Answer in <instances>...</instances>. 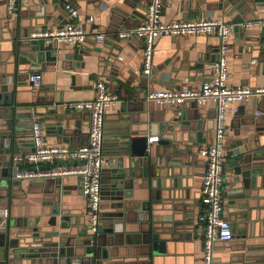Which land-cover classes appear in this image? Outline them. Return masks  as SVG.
Wrapping results in <instances>:
<instances>
[{
    "label": "crops",
    "instance_id": "0c3cea01",
    "mask_svg": "<svg viewBox=\"0 0 264 264\" xmlns=\"http://www.w3.org/2000/svg\"><path fill=\"white\" fill-rule=\"evenodd\" d=\"M234 1L163 0L161 20L219 19L239 23L264 17V0H240L247 4L241 13L231 6ZM147 2L17 0L16 10L9 13L6 0H0V104L11 102L7 108L18 109L22 114L19 153L33 148V115L41 123L46 144L77 148L87 142L88 113L66 110L61 104L94 98L96 82L103 81L119 97L115 105L105 110L103 145L112 147L114 144L110 141L128 130L130 136L147 140V151L156 158L154 164L147 159L136 162L132 171L126 173L128 181L123 191L131 192L130 200L147 201L154 207L147 214L156 217L153 230L157 248L155 252L151 249V241L150 244L134 243L133 235L139 240L140 235L127 232L124 234L127 241L120 242L119 249L109 246V261L113 264H202V226L197 215L201 208L205 160L198 151L212 142L215 103L208 101L199 105L187 100L176 106L159 105L146 101V95L164 89L197 88L209 80V67L217 59L219 39L214 34L161 35L154 40L152 73L143 75L142 40L119 39L116 34L141 22ZM65 4L77 9L78 22L89 36L79 45L57 44L51 49L49 60L43 58L39 67L31 68L32 62L26 54L30 52L28 43L35 39L30 38V33L69 22ZM95 33L105 34L103 43L94 40ZM35 41L40 47L47 45L42 40ZM87 52L89 55L82 54ZM226 66L230 85L264 86L261 28L231 31ZM34 72L41 74L38 86L28 81V75ZM39 94L47 95L49 101L36 104ZM225 123L223 215L230 221L233 237L215 242L213 264H264V94L229 103ZM154 136L158 140L149 142ZM240 150L252 157L248 168L254 172L249 176H240L234 165ZM103 154L102 184L107 182L105 176L111 169L108 160L114 156L113 151ZM13 155H6L0 164V200L4 199L7 205L3 210L8 212L6 221L12 224L8 229L11 238L19 229L28 234L35 230L44 238V235L67 233L86 224V202L77 176L56 180L16 179L11 176ZM102 194L101 214L108 211L107 206L112 202L108 199V190H102ZM56 206L62 215H53ZM102 218L100 225H105ZM63 219L71 224L69 228L59 227ZM100 239L103 238L100 236ZM11 245L24 244L18 240ZM11 250L5 236L0 238L1 264H5L3 260L8 259ZM47 252L44 249L42 253ZM10 262L48 264L49 260L42 258L37 262V258L22 254Z\"/></svg>",
    "mask_w": 264,
    "mask_h": 264
},
{
    "label": "built area",
    "instance_id": "2783aa9c",
    "mask_svg": "<svg viewBox=\"0 0 264 264\" xmlns=\"http://www.w3.org/2000/svg\"><path fill=\"white\" fill-rule=\"evenodd\" d=\"M163 0H148L145 14L136 26L117 32L119 39L132 37L142 40L141 72L150 76L153 70L152 56L154 40L161 35L187 36L214 34L219 39L217 59L210 64L211 77L197 88L181 87L150 91L146 101L159 105L176 106L184 101H194L203 105L208 101L215 103V126L212 142L199 149V155L205 160L200 202L201 208L197 220L202 226V264H213L214 244L233 237L230 221L223 215L222 185L225 160L226 109L229 103L242 101L253 95H263L264 86L251 88L246 84L230 85L226 66V54L229 38L235 25L244 29L259 27L263 30L264 17L239 23L219 19H183L172 22L161 20ZM69 22L58 27L37 29L30 33V38L42 40L45 44L79 45L89 36L88 31L79 24L77 9L65 4ZM6 8L13 13L17 0H6ZM91 21L92 17H88ZM93 38L98 43L105 40L104 33H95ZM28 81L34 86L41 83V74L30 73ZM94 98L83 101H63L62 107L71 111H85L89 116L87 142L77 148L46 144L43 129L36 115L32 116L31 138L33 150L15 154L12 161L16 179H45L75 175L80 182V190L86 202V222L90 233H96L100 222L101 177L104 164L103 131L105 110L115 105L119 97L111 92L103 81L96 82ZM158 136L149 138L157 141ZM7 210L3 217L7 218Z\"/></svg>",
    "mask_w": 264,
    "mask_h": 264
},
{
    "label": "water",
    "instance_id": "95a60500",
    "mask_svg": "<svg viewBox=\"0 0 264 264\" xmlns=\"http://www.w3.org/2000/svg\"><path fill=\"white\" fill-rule=\"evenodd\" d=\"M231 6L238 10V13L247 9V4L242 3L240 0L231 2ZM238 17V19H241L240 15ZM242 29L245 30L240 25H235L233 31ZM28 44L30 46L28 49L30 52L28 55L26 54V56H28L32 62L31 68L39 67L43 58L49 60V53H51V49H55L57 47L56 43L40 47L38 42L35 40L30 41ZM82 54L89 55L88 52ZM45 101H49L47 99V95H37L36 104L43 105ZM11 105V102H8L6 105L0 104V164H2L6 155H15L20 152L19 147L21 146V140H18V138L21 136L20 130L23 124L21 121L22 114L18 112V109L7 108ZM181 118L183 117L181 116ZM58 131H60V129H58ZM110 142L114 144L110 148L103 145V152L113 151L114 155L108 160V167L111 169L105 176L107 182L102 184L101 181L102 199V190H108V199L110 198L112 200V202L107 206V212H102L101 214L100 210V220L103 217L102 219L104 220L105 225H100L99 222L97 232L90 233L89 226L86 222V224H80V226L75 230L70 229L67 233H50L48 235H44L46 236L44 238H41L39 233L35 230L34 232L29 233V235L28 233L22 231V229H19L17 234L11 238L8 229L12 226V224L7 222L3 217V209H6L7 205L5 200L1 199L0 219L4 218V220L0 221V232L3 233H0V238L5 236L8 246L12 248L11 252L7 256L8 259L3 260L5 264H11L10 260L12 258L21 257L22 254L26 258H37V262L41 261L42 258H46V260H49L48 264H113L109 261V246L119 249L120 244L127 241L125 238L127 236H124V234L127 232L132 233L133 231L140 235V240L135 239L136 237L133 235L134 243L150 244L151 241V249L155 252V249L157 248H155L157 235L153 230V223L155 222L156 217L154 215L150 216L147 214L154 207H151L147 201L130 200L132 198L131 192L125 193L123 190L127 187L128 177L126 173L129 170L132 171L136 162H143L142 159H147L149 162L152 161V164H154L156 158L150 156L148 153L147 140L141 137L130 136L128 130L121 132L118 134L116 139ZM239 154L240 155L234 161V165L237 166L240 176H249L251 172H254L248 168V164L251 163L252 157H248V153H245L243 150H240ZM135 157H138L137 160H135ZM11 176L15 178L14 165L12 167ZM46 179L56 180L55 178ZM123 199L126 200L123 201ZM133 212L135 215H131ZM60 213H62L61 210H59L56 206L53 215H59ZM66 221L67 219H63L62 222H60L59 227L61 229L69 228V226H71V224H68ZM100 236L103 239H100ZM53 237H58V239L52 241L51 238ZM18 240L19 244L22 242L24 245L17 247H15V245H11V242H18ZM16 248H21V250ZM44 249H47L48 252L42 253ZM39 257H41V259H38Z\"/></svg>",
    "mask_w": 264,
    "mask_h": 264
}]
</instances>
